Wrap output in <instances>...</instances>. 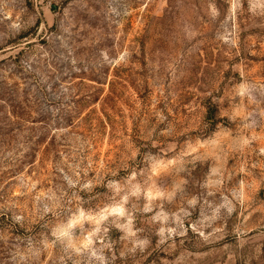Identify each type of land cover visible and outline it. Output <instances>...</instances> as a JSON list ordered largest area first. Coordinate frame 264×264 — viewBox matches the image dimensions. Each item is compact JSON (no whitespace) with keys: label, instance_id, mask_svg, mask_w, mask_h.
Listing matches in <instances>:
<instances>
[{"label":"rangeland","instance_id":"obj_1","mask_svg":"<svg viewBox=\"0 0 264 264\" xmlns=\"http://www.w3.org/2000/svg\"><path fill=\"white\" fill-rule=\"evenodd\" d=\"M0 264H264V0H0Z\"/></svg>","mask_w":264,"mask_h":264}]
</instances>
